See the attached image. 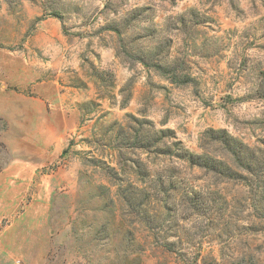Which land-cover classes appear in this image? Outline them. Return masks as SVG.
Here are the masks:
<instances>
[{"label":"rangeland","instance_id":"1","mask_svg":"<svg viewBox=\"0 0 264 264\" xmlns=\"http://www.w3.org/2000/svg\"><path fill=\"white\" fill-rule=\"evenodd\" d=\"M14 263L264 264V0H0Z\"/></svg>","mask_w":264,"mask_h":264},{"label":"trees","instance_id":"2","mask_svg":"<svg viewBox=\"0 0 264 264\" xmlns=\"http://www.w3.org/2000/svg\"><path fill=\"white\" fill-rule=\"evenodd\" d=\"M210 133L214 134L213 139L220 141L224 146L227 154L235 159V163H242L248 160L244 155V147L242 142L233 138L231 135L227 134L224 130H211ZM211 134V136H212ZM182 151L178 156L186 161H188L193 166L204 167L208 170L216 173H220L228 178H233L237 176V171L223 159L212 158L206 154H193L187 149L180 148ZM248 165L247 168H249Z\"/></svg>","mask_w":264,"mask_h":264},{"label":"built area","instance_id":"3","mask_svg":"<svg viewBox=\"0 0 264 264\" xmlns=\"http://www.w3.org/2000/svg\"><path fill=\"white\" fill-rule=\"evenodd\" d=\"M14 264H20V263H14Z\"/></svg>","mask_w":264,"mask_h":264}]
</instances>
